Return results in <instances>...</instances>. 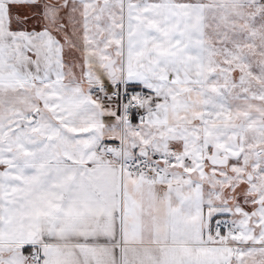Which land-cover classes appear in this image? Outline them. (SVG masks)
<instances>
[{
	"label": "snow or ice",
	"instance_id": "snow-or-ice-1",
	"mask_svg": "<svg viewBox=\"0 0 264 264\" xmlns=\"http://www.w3.org/2000/svg\"><path fill=\"white\" fill-rule=\"evenodd\" d=\"M0 264H264V0H0Z\"/></svg>",
	"mask_w": 264,
	"mask_h": 264
}]
</instances>
